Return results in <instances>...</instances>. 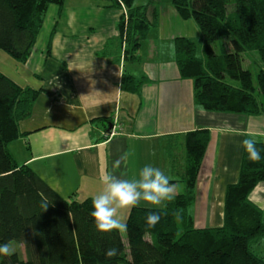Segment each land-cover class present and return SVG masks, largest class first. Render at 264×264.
Listing matches in <instances>:
<instances>
[{"label": "crops", "instance_id": "obj_1", "mask_svg": "<svg viewBox=\"0 0 264 264\" xmlns=\"http://www.w3.org/2000/svg\"><path fill=\"white\" fill-rule=\"evenodd\" d=\"M109 4L65 0L61 7L49 5L25 63L0 51V74L40 91L31 115L19 124L22 135L7 148L18 165L31 168L65 199L82 201L102 192L106 170L133 179L146 164L165 171L178 194L185 136L207 129L210 141L189 212L196 228L219 227L226 187L238 180L241 141L264 136V116L206 112L194 103L192 80L179 73L174 40L197 43L202 37L171 0L134 1L148 5L152 26L135 57L126 61L117 30L123 11ZM123 74L143 81L139 92L124 89ZM124 152L127 161L113 170ZM250 200L264 210V182ZM138 207L155 209L145 202ZM128 212L122 210L121 218Z\"/></svg>", "mask_w": 264, "mask_h": 264}, {"label": "trees", "instance_id": "obj_2", "mask_svg": "<svg viewBox=\"0 0 264 264\" xmlns=\"http://www.w3.org/2000/svg\"><path fill=\"white\" fill-rule=\"evenodd\" d=\"M65 0H0V51L25 63L42 27L49 5ZM123 11L117 30L123 61L133 59L152 23L148 5L135 0H107ZM181 19L193 21L202 37V56L186 37L174 40L182 78L193 83L194 103L206 112L264 116V0H171ZM232 11L228 14L227 7ZM228 38L233 51L217 54L213 45ZM255 52L262 67L255 79L243 69L244 53ZM143 81L123 74L125 90L139 92ZM40 91L22 88L0 74V243L17 242L24 256L0 257V264H264L254 246L264 240V210L250 200L264 182V136L257 138L262 159L251 162L242 149L239 176L226 187L223 223L196 228L189 212L210 141L207 129L185 136L184 190L162 210L136 207L125 217L126 245L121 234L98 233L90 216L92 198L61 197L31 168L18 165L7 145L22 134ZM47 203L44 211L42 205ZM182 215L179 225L173 213ZM160 211L155 228L146 226L149 212ZM167 213V215H165ZM126 246V247H125ZM119 254L107 259L104 251Z\"/></svg>", "mask_w": 264, "mask_h": 264}, {"label": "clouds", "instance_id": "obj_3", "mask_svg": "<svg viewBox=\"0 0 264 264\" xmlns=\"http://www.w3.org/2000/svg\"><path fill=\"white\" fill-rule=\"evenodd\" d=\"M254 137H248L241 141L247 158L254 163L262 159L261 151L257 147ZM128 153L124 152L112 163V169H119L128 159ZM123 175V174H122ZM114 174V171L106 170L101 177L104 185L103 191L92 198V217L95 229L102 234H125L128 231L126 222L120 217L122 210L130 211L138 207L141 202L151 205L153 208L162 210L167 202L173 201L177 195V185L171 182V177L161 168L152 164L144 165L133 179L122 178ZM44 211L48 205H42ZM167 215V213H165ZM177 225L182 220L179 210L173 213ZM161 220L160 211L149 212L146 216V226L155 228ZM14 249L11 243H0V257H11ZM119 254L116 247H110L104 251L107 259H112Z\"/></svg>", "mask_w": 264, "mask_h": 264}, {"label": "rangeland", "instance_id": "obj_4", "mask_svg": "<svg viewBox=\"0 0 264 264\" xmlns=\"http://www.w3.org/2000/svg\"><path fill=\"white\" fill-rule=\"evenodd\" d=\"M232 11L231 7H227V13L229 14ZM195 42V41H194ZM196 45V54L198 57L202 56V52H201V48H202V42L198 41L197 43H195ZM213 49L217 54H223V53H229L232 52L233 49L230 46V41L228 38H224V39H220L217 42H215V44L213 45ZM244 61L242 62V67L243 69L249 70L252 75H253V79H255V75L256 72L259 70L261 66L260 62H259V58L258 55L255 52H250V53H244L243 55ZM180 187L181 192L183 190V185L181 184ZM120 217L122 215V213H119ZM123 221H125L123 219ZM122 240L126 245V233L125 234H121ZM12 248L14 249V253H20L21 256H24V247L23 245L17 243V242H10ZM126 247V246H125ZM254 251L257 255L259 256H263L264 257V240H261L260 244H256L254 246Z\"/></svg>", "mask_w": 264, "mask_h": 264}]
</instances>
